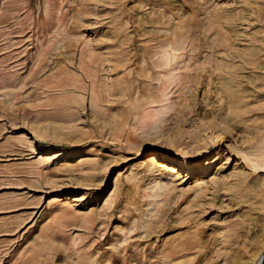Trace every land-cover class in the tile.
Instances as JSON below:
<instances>
[{
	"label": "rangeland",
	"instance_id": "374dc122",
	"mask_svg": "<svg viewBox=\"0 0 264 264\" xmlns=\"http://www.w3.org/2000/svg\"><path fill=\"white\" fill-rule=\"evenodd\" d=\"M261 150L264 0H0V264H233Z\"/></svg>",
	"mask_w": 264,
	"mask_h": 264
},
{
	"label": "bare ground",
	"instance_id": "6f19581e",
	"mask_svg": "<svg viewBox=\"0 0 264 264\" xmlns=\"http://www.w3.org/2000/svg\"><path fill=\"white\" fill-rule=\"evenodd\" d=\"M180 39H182V38H180ZM230 98H232V97L230 96ZM232 110L235 112L237 111V109H235L234 107H232ZM257 156L258 157L256 158V162H254V163L252 162V165L254 167L253 169H255L256 171L264 169V151L261 150L260 155H257ZM237 225H238V223H237ZM237 225L233 224V226H237ZM238 227H239V225H238ZM256 229H257V227L254 226V230H253L254 236L252 237L251 242L244 240L243 246L240 247L241 252L238 254L239 256L235 259L233 264H264V240H262V241L259 240V237L256 235ZM234 231H235V229L233 230V232ZM240 237H241V235L240 236L238 235V237H236V240H238ZM242 239H244V238H242ZM236 243H238V241ZM245 258H248V261H245Z\"/></svg>",
	"mask_w": 264,
	"mask_h": 264
}]
</instances>
